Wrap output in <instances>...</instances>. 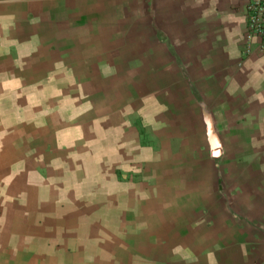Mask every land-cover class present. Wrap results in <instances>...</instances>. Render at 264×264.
Masks as SVG:
<instances>
[{
  "label": "crops",
  "instance_id": "1",
  "mask_svg": "<svg viewBox=\"0 0 264 264\" xmlns=\"http://www.w3.org/2000/svg\"><path fill=\"white\" fill-rule=\"evenodd\" d=\"M241 0H0V264H264V55Z\"/></svg>",
  "mask_w": 264,
  "mask_h": 264
},
{
  "label": "built area",
  "instance_id": "2",
  "mask_svg": "<svg viewBox=\"0 0 264 264\" xmlns=\"http://www.w3.org/2000/svg\"><path fill=\"white\" fill-rule=\"evenodd\" d=\"M245 13V54L264 55V0H241Z\"/></svg>",
  "mask_w": 264,
  "mask_h": 264
}]
</instances>
